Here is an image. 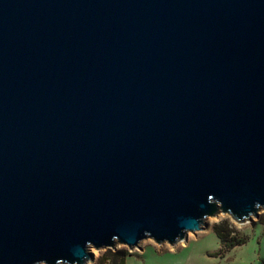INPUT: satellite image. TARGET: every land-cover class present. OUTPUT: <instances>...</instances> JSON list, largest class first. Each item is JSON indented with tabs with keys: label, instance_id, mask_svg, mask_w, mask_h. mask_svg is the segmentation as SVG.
<instances>
[{
	"label": "water",
	"instance_id": "water-1",
	"mask_svg": "<svg viewBox=\"0 0 264 264\" xmlns=\"http://www.w3.org/2000/svg\"><path fill=\"white\" fill-rule=\"evenodd\" d=\"M260 210L264 0H0V264Z\"/></svg>",
	"mask_w": 264,
	"mask_h": 264
},
{
	"label": "rangeland",
	"instance_id": "rangeland-1",
	"mask_svg": "<svg viewBox=\"0 0 264 264\" xmlns=\"http://www.w3.org/2000/svg\"><path fill=\"white\" fill-rule=\"evenodd\" d=\"M225 220H229L235 228L237 237H244L247 241L230 249L224 256L215 255L221 243L213 227ZM263 221V210H260L258 217L242 224L228 214L220 213L206 218L202 230L190 232L187 240L176 245L158 244L153 239H145L140 247L134 249L122 244L110 249H126V264H264ZM108 249H91L94 258L87 264H100Z\"/></svg>",
	"mask_w": 264,
	"mask_h": 264
},
{
	"label": "trees",
	"instance_id": "trees-1",
	"mask_svg": "<svg viewBox=\"0 0 264 264\" xmlns=\"http://www.w3.org/2000/svg\"><path fill=\"white\" fill-rule=\"evenodd\" d=\"M213 229L221 243V248L215 253V255L224 256L230 249L237 245L244 244L247 241L244 237L236 236V230L229 220L216 223ZM127 255L128 253L126 249L111 251L109 248L107 253L101 259L100 264H126Z\"/></svg>",
	"mask_w": 264,
	"mask_h": 264
}]
</instances>
